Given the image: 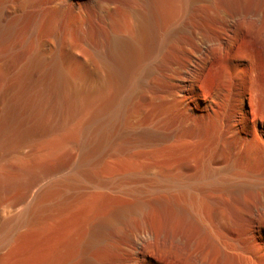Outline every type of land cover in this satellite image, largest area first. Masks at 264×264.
<instances>
[{"label":"bare ground","instance_id":"obj_1","mask_svg":"<svg viewBox=\"0 0 264 264\" xmlns=\"http://www.w3.org/2000/svg\"><path fill=\"white\" fill-rule=\"evenodd\" d=\"M6 2L19 14L11 17V13V19L0 24V43L27 22V41L32 47L26 56L27 44L2 53L19 68L10 102L0 112V133L14 129L17 107L32 95L28 90L32 71L45 63L46 76L58 96L57 111L53 108L56 113L67 112L76 104V81H86L87 89L95 87L83 90L88 105L94 98L93 90L101 95L93 99L98 105L81 126L79 158L64 174L34 187L27 202L6 219L0 245L8 242L14 231L62 214L83 187L94 184L110 190L119 180H125L123 184L143 180L146 169L134 168L109 178H102L96 170L102 160L119 156L127 147L161 149L182 131L187 135L177 139L178 144L183 141V148L198 146L197 160L187 157L181 163L167 164L153 176L156 184L124 188L117 198L108 195L87 202L82 220L52 251L48 262L99 264L90 252L105 249L108 232H119L121 226L136 218L140 223L133 232L140 237L131 251L132 264H151L149 249L153 242L163 254L183 256L190 251L193 264H207L209 248L218 252L219 264H258L264 252V228L255 217L264 218V166L261 171L255 170L251 151L258 146L264 153V117L255 114L250 101L253 94L250 97L244 86L247 57L242 59V51L241 58L235 53L246 29L257 30L264 40V0H0V9ZM46 39L55 43L76 41L86 49L72 62L71 57L56 52L47 59L43 56ZM90 50L106 71L97 85H91ZM216 56L227 60L228 72L219 85L206 86L205 73ZM156 76L163 79L159 78L162 85L148 81ZM109 84L112 91L106 96L103 90ZM47 92L44 85L41 92L34 93L37 101H43ZM140 102L151 110L143 123L138 118V123H133L137 117L134 107ZM16 134L8 143L19 150L23 139ZM262 162L264 165V156ZM139 163L144 164L136 160L135 164ZM244 195L258 196L259 205L249 206L245 212L239 206ZM151 212L158 217V232L143 221ZM243 213L251 218L245 228L240 218ZM195 237L202 244L191 252Z\"/></svg>","mask_w":264,"mask_h":264},{"label":"rangeland","instance_id":"obj_2","mask_svg":"<svg viewBox=\"0 0 264 264\" xmlns=\"http://www.w3.org/2000/svg\"><path fill=\"white\" fill-rule=\"evenodd\" d=\"M11 13L14 15H12ZM18 14V11L16 12L15 10H13L12 4L10 2H6L1 6L0 9V24H5L8 20H10V15H12L11 17H13ZM29 31L30 29L28 23L24 22L23 24H20L19 31L15 32V35L5 38L0 43V112L3 111L10 102V91L15 80L16 72L19 68V64H12V61L10 60V58H8V54L4 55L2 53L5 52L6 54L11 47L17 48L23 44H27L28 47L26 48L24 54V56H26V51L31 50L32 47V43L30 44L29 41H27L26 34H28ZM46 40L47 51L43 54V56L47 59L50 58L51 53L54 54V52H56L62 56L71 57L70 60L72 62L76 60L74 56H82L84 50L86 49V46L84 44L76 41H63L60 43H55L52 40ZM239 41L237 42V44L239 43L237 46L240 47L238 49L236 46V56H239L241 58L240 55L245 53L242 59L247 57L252 60L251 61L248 59L250 61L249 62L247 61V58L244 59V74H242L244 86L250 97L252 96V94L253 96H255V99L253 98V96L250 98V101H253L251 102V105L253 106L255 112H257L255 114L264 117V40L261 36L259 37V32L257 30L246 29L244 37H242L240 42ZM6 49H8V51ZM240 51L244 53L241 52L242 54H240ZM89 52L90 55L88 56V64H90L89 69L92 72L90 75L91 85H97V83L101 80L100 78L104 77L106 71L105 69L101 68L98 56L92 50H90ZM249 53L250 56L248 55ZM226 61V59H220L218 56L214 58L213 62L209 65L207 72L205 73L204 85L213 86L219 85L221 83L225 74L228 72ZM47 67L48 64L45 63L40 68L34 69L32 71L28 83V90L30 89L29 92L32 95L30 96L29 94L30 98H28L25 103H22L17 107L18 110L17 115H15L14 118V120H16L14 129L12 130L13 132L9 131L10 133H0V235L3 233V230L5 228L6 219L12 214L16 213V211H18L27 202L31 191H33L38 185L42 184L46 180L64 174L66 170H68V168L71 167L79 158L81 126L87 114L94 111L98 105V101H94L93 99H98V97L101 95V92L93 90L92 93H94V98L90 101V105H88L87 98L85 97V92L83 91L87 87L86 81H76L74 98L75 101H77H73V103L76 104H72V106H70L72 107L71 110H69V107V109H67V112L66 110H63L64 112H62V110L61 112L58 111L63 115L62 117L60 113H56L57 110L55 101L58 98L55 97L58 96L55 95L56 92L54 87H52L53 84H50L52 83L51 80L48 78V76H46V71L48 70ZM159 78L160 80L162 79L161 77L156 76L149 78L148 81L150 83L153 81L152 83L155 82L157 83V85H162L163 82L159 81ZM160 82H162V84H159ZM45 83H47L49 87H46L47 85ZM44 85L45 88L48 89L47 97L45 95L46 98H44L43 101H37L34 93L36 94L37 91L38 93L41 92ZM246 85L249 88H247ZM91 89H95V87L92 86L87 90ZM111 91L112 86L111 84H109L106 85L103 93L107 94L106 96H108ZM32 96L34 97L32 98ZM143 103H136L137 105L134 107V114L136 115L137 113V117L134 116L136 118L133 119V123L138 121L136 120L137 118L140 119L139 121L141 123H143L145 116H147V112L151 110L150 106H147L145 103ZM33 104L35 106H33ZM53 108H55L56 111L53 110ZM72 109L75 110L74 113H71V111L73 112ZM48 112H50V114ZM54 112L56 115L54 114ZM44 115L46 118L42 117ZM57 115H59V117L61 116L63 119L59 118ZM50 117L52 119L54 118L53 120L57 122L54 123ZM58 118L61 120H59ZM50 122L52 124H50L51 126L49 125ZM52 122L54 123V126ZM36 124L40 125L38 126ZM55 125L57 126L55 127ZM43 128L45 130H43ZM16 132V136H22L23 139L19 150L10 146L8 143V141L10 142V140L15 136L14 134ZM185 133L186 132L180 131V133L177 134L178 136L180 135L179 138L176 135L169 141L170 144L169 142H167L169 145L167 143L163 144L164 146L161 145V149L159 146L155 148L130 146L123 149V151L120 152L119 156L110 155L109 157L105 158L106 160H102V163H100L96 170L99 175L102 174V178H105L106 176L107 178L114 175L116 176V174L119 173V175H121L124 174L125 171L132 172L134 171V168H140V170L146 169L148 171V174L142 175V177L144 178L143 180L145 181L137 180L138 184L136 180H130L125 182L124 184L123 182L125 180L123 182L119 180L115 183V186L117 188L113 186L112 188H110V190L99 189L98 187L97 189L95 186H92L94 184L89 185L90 187L87 185L88 187H83L81 188V190L79 189V192L76 196L77 198L74 200L77 201L75 203L73 201L70 204L71 207L69 206L68 208H66L64 210L65 212L63 211L62 214L52 217L50 216V218L48 217L46 219H42L38 224L21 228V230L19 229L18 231H14L8 239V242L6 241L7 244L4 242V245H0V264L47 263L50 255L51 257L53 256L52 251L54 252L59 248L58 246L62 245L63 241L68 238V235L73 232L75 227L82 220V215L84 214V209L87 206V202L97 201L98 199L102 200L112 196L116 197V195L118 196L123 192L122 190L124 188L135 189L138 187L137 189H139L145 186L156 184V180L153 178V176L159 173L167 164H177V161H180L181 163L182 160L186 161L185 159L187 157L190 159L198 158V146H187L185 148V145L183 148L181 147V143L183 141H180V144H178L177 139H183L187 135ZM208 134L210 135L209 130ZM251 154V159L253 158L252 161L254 162L253 164L254 166L256 165L254 167L255 170H263V149L256 146L252 149ZM138 159L144 164H135L136 160ZM220 162L225 163V158H221ZM139 181H141L142 183ZM259 203L260 201L258 200V196L251 197L249 195H244L241 199V203H239V206L246 209L249 206L252 207V205L257 206L259 205ZM246 211L247 209L245 210V212ZM244 213L240 215V218L242 219V223H244L242 225L245 228V226L248 227L247 225L250 224L251 218L249 215H247L248 213ZM257 218L255 217L256 221H259V223L264 228V218H261L260 216ZM143 221H145L144 223L151 226L156 232L159 231V221L155 213L151 212L145 214V216L143 217ZM139 223V219L131 218L127 224L119 228V232H108L105 241L106 248L93 250L90 252L89 256L94 261L98 263L100 262L99 264H132L133 252L137 242H139L138 240L140 237L133 231L139 226ZM176 223L177 221H175V224ZM129 233L130 235L128 236V238L124 240V235ZM230 233L235 234L234 232ZM201 244L202 243L200 238H193V241L191 242V252H196ZM151 245H153L149 249V262H151V264H193L190 257V251H188V253L184 254L183 256H179L169 252L163 254L161 252H158V247L156 246V244H154V242ZM207 252L208 256H205L207 264H219L218 252L215 249L210 248L207 249L206 253ZM44 260L47 261L45 262ZM49 263L51 264V262H48L47 264ZM257 263L264 264V252L261 253L260 259H258Z\"/></svg>","mask_w":264,"mask_h":264}]
</instances>
